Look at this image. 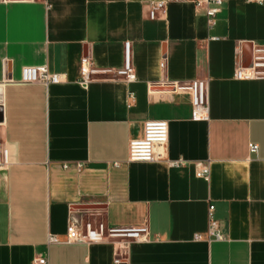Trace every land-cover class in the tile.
Here are the masks:
<instances>
[{
  "label": "crops",
  "instance_id": "0c3cea01",
  "mask_svg": "<svg viewBox=\"0 0 264 264\" xmlns=\"http://www.w3.org/2000/svg\"><path fill=\"white\" fill-rule=\"evenodd\" d=\"M151 1L166 2L157 19ZM127 41L137 80L82 83L83 59L120 69ZM255 43L264 0H223L212 28L193 0H0V141L11 156L0 169V264H114L112 239L48 244L66 239L72 215L148 226L127 264H264V78L235 77ZM25 66L67 80L19 83ZM204 78L209 119L194 120L186 85ZM158 119L169 123L165 156L128 161L130 140ZM210 206L224 240L208 234Z\"/></svg>",
  "mask_w": 264,
  "mask_h": 264
},
{
  "label": "built area",
  "instance_id": "2783aa9c",
  "mask_svg": "<svg viewBox=\"0 0 264 264\" xmlns=\"http://www.w3.org/2000/svg\"><path fill=\"white\" fill-rule=\"evenodd\" d=\"M47 1V0H44ZM198 7L204 6L210 28L216 24L217 14L221 11L223 0H193ZM148 15L150 19H157L160 13L165 11V1H151L148 3ZM82 83L101 78H121L126 82L137 80V74L131 58V43L125 42V62L120 69L112 68L94 70L89 59L82 60L81 65ZM96 76V77H94ZM237 79L264 78V44H254L253 61L250 67L238 66L235 70ZM67 80L65 73L51 72L48 66H25L22 69V78L19 83H40L46 86L59 84ZM12 82H16L11 80ZM192 94V118L194 120H208L210 111L209 102V79H195L186 85ZM131 101L135 100V94L131 92ZM169 141V123L167 120H147L143 126L142 135L133 138L129 143L128 161L152 162L165 156V150ZM258 144H250L251 152H258ZM172 166L185 165L182 159L169 161ZM11 164L10 149L7 143L0 141V169H6ZM78 170L83 164H78ZM199 177L206 180L210 178L209 165H203L197 172ZM208 234L218 240L226 239L221 232L219 222L214 219V206L209 208ZM196 238H201L200 234ZM114 240V264H127L129 261V249L133 242H143L149 239V228L146 225L132 227H111L101 221L77 219L71 216L68 223L66 239L61 240L55 234L48 235V244L61 243H100ZM35 264H49L47 256L35 257Z\"/></svg>",
  "mask_w": 264,
  "mask_h": 264
},
{
  "label": "water",
  "instance_id": "95a60500",
  "mask_svg": "<svg viewBox=\"0 0 264 264\" xmlns=\"http://www.w3.org/2000/svg\"><path fill=\"white\" fill-rule=\"evenodd\" d=\"M95 208H98V206L95 204H89L83 207V209H86V210L95 209Z\"/></svg>",
  "mask_w": 264,
  "mask_h": 264
},
{
  "label": "rangeland",
  "instance_id": "374dc122",
  "mask_svg": "<svg viewBox=\"0 0 264 264\" xmlns=\"http://www.w3.org/2000/svg\"><path fill=\"white\" fill-rule=\"evenodd\" d=\"M89 220L94 221V220H92V219H89Z\"/></svg>",
  "mask_w": 264,
  "mask_h": 264
}]
</instances>
